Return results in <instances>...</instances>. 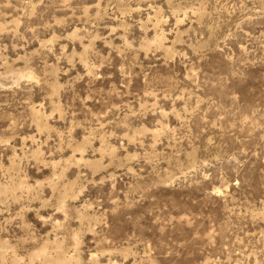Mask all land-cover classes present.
<instances>
[{"label":"rangeland","instance_id":"1","mask_svg":"<svg viewBox=\"0 0 264 264\" xmlns=\"http://www.w3.org/2000/svg\"><path fill=\"white\" fill-rule=\"evenodd\" d=\"M0 264H264V0H0Z\"/></svg>","mask_w":264,"mask_h":264}]
</instances>
